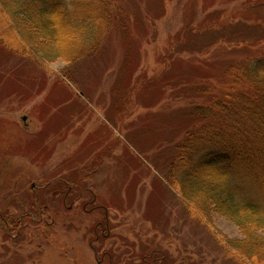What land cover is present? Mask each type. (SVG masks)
<instances>
[{
  "label": "rangeland",
  "instance_id": "obj_1",
  "mask_svg": "<svg viewBox=\"0 0 264 264\" xmlns=\"http://www.w3.org/2000/svg\"><path fill=\"white\" fill-rule=\"evenodd\" d=\"M6 2L0 264H246L233 245L263 232L199 211L169 167L202 101L194 87L264 55V37L236 29L264 30V0H121L125 22L110 9L95 44L66 59L37 53L50 41ZM36 196L47 231L23 219Z\"/></svg>",
  "mask_w": 264,
  "mask_h": 264
},
{
  "label": "trees",
  "instance_id": "obj_2",
  "mask_svg": "<svg viewBox=\"0 0 264 264\" xmlns=\"http://www.w3.org/2000/svg\"><path fill=\"white\" fill-rule=\"evenodd\" d=\"M120 2L7 0L4 12L23 16L50 41L37 53L66 59L75 50L95 44L115 19L109 17L110 9L125 22L128 16ZM236 29L244 31L240 33L244 41L264 37V30L260 33L256 26ZM20 34L25 39L22 31ZM71 36L75 38L66 41ZM228 74L227 81L194 87L202 101L191 105L193 118L182 130L184 136L169 167L175 176L170 182L181 196L199 204V211L211 205L237 226L255 227L264 234V55L245 65L231 64ZM25 218L31 221L30 215ZM263 234L253 232L245 242L233 245L245 248L240 258L246 264H258V260L264 264Z\"/></svg>",
  "mask_w": 264,
  "mask_h": 264
},
{
  "label": "flooded vegetation",
  "instance_id": "obj_3",
  "mask_svg": "<svg viewBox=\"0 0 264 264\" xmlns=\"http://www.w3.org/2000/svg\"><path fill=\"white\" fill-rule=\"evenodd\" d=\"M67 197V196H66ZM63 198V205H65V198ZM85 204H87L86 202L84 203L83 205V209L85 208ZM32 208L33 210L35 211V215H31V221L36 224L37 227H40L42 229V231H47L48 229V226L50 225V223L48 222V219L51 217L50 215V211H49V207L47 205H41V204H38V201H37V196L36 198L34 199V202L32 204ZM1 208V207H0ZM69 208V207H68ZM1 212L2 210L0 209V217H1V221L3 222L4 224V227H9L8 226V223H7V219L6 217H2L1 216ZM30 215V214H28ZM27 216V215H24L23 218ZM35 217V218H34ZM21 222V219L18 220V224ZM9 233V232H8ZM7 233V234H8Z\"/></svg>",
  "mask_w": 264,
  "mask_h": 264
},
{
  "label": "water",
  "instance_id": "obj_4",
  "mask_svg": "<svg viewBox=\"0 0 264 264\" xmlns=\"http://www.w3.org/2000/svg\"><path fill=\"white\" fill-rule=\"evenodd\" d=\"M25 119H26V117H25V116H23V117H22V120L24 121Z\"/></svg>",
  "mask_w": 264,
  "mask_h": 264
}]
</instances>
